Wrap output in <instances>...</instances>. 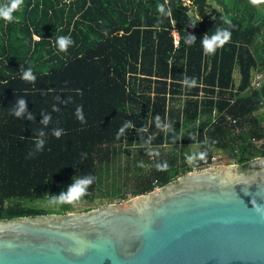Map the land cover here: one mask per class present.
<instances>
[{
    "label": "trees",
    "instance_id": "trees-1",
    "mask_svg": "<svg viewBox=\"0 0 264 264\" xmlns=\"http://www.w3.org/2000/svg\"><path fill=\"white\" fill-rule=\"evenodd\" d=\"M257 1L217 0L215 9L209 0H23L15 19H0V219L74 211L95 199L101 171L121 158L134 196L192 170L187 156L196 151L206 149L205 158L224 152L242 169L264 156V10ZM217 26L231 36L207 53L200 38ZM187 32L196 37L190 45ZM57 35L74 43L60 51ZM29 67L32 81L22 78ZM20 98L25 111L15 116ZM157 114L174 132L156 127ZM125 120L132 126L117 137ZM90 175L80 200L47 203Z\"/></svg>",
    "mask_w": 264,
    "mask_h": 264
},
{
    "label": "water",
    "instance_id": "water-1",
    "mask_svg": "<svg viewBox=\"0 0 264 264\" xmlns=\"http://www.w3.org/2000/svg\"><path fill=\"white\" fill-rule=\"evenodd\" d=\"M0 264H264V156L87 210L0 219Z\"/></svg>",
    "mask_w": 264,
    "mask_h": 264
},
{
    "label": "clouds",
    "instance_id": "clouds-1",
    "mask_svg": "<svg viewBox=\"0 0 264 264\" xmlns=\"http://www.w3.org/2000/svg\"><path fill=\"white\" fill-rule=\"evenodd\" d=\"M23 5V0H0V19H3L4 21H12L15 19L13 13L21 8ZM158 11L163 14L164 16H167L170 14V10L165 8L164 4L158 5ZM225 23H230L227 18H225ZM196 22L190 21L189 25L194 26ZM231 36V32L229 28L222 27V26H217L215 28V31H210L204 35L201 36L200 38V43L203 51L207 53H212L215 51V49L221 45H223L226 41L229 40ZM196 40V37L194 35H191L187 32L186 36L184 37V43L185 44H192ZM74 43L71 35H57L55 39V46L58 50L60 51H66L70 45ZM22 78L32 81L35 79V75L32 71V69L26 68L23 69L22 71ZM184 82L189 84V86L194 83V80L189 79L188 77H185ZM18 108L15 109L14 115L15 116H20L24 111H25V100L23 98H20L18 100ZM76 114L79 119H83L82 115V110L81 107L78 106L76 108ZM49 120V116L46 115L44 117V123H47ZM154 121L156 123L157 128H161L163 130L169 131V132H174V127L173 123L168 121V122H163L160 119L159 114H157L154 117ZM132 126V122L130 120H125L123 124L119 127L117 130V137H119L121 134L124 133L125 129L128 127ZM138 132H144L146 129L143 127L137 129ZM61 130L56 129L54 130V135L59 136ZM43 141H38L37 146L39 147L40 144H42ZM206 149L202 151H196L191 153L190 155L187 156V160L189 162L195 163L198 160H201L205 158L206 156ZM139 165L142 167L143 166V161L138 162ZM157 168H166L167 167V162L163 163H157L156 164ZM94 180V177L92 175L88 176L87 178L83 179H77V181L72 184L69 188L67 193H61L59 196H49L47 203L55 204V205H60L64 203H72L75 201H78L85 195V193L88 191L86 188L87 185L92 183Z\"/></svg>",
    "mask_w": 264,
    "mask_h": 264
},
{
    "label": "rangeland",
    "instance_id": "rangeland-1",
    "mask_svg": "<svg viewBox=\"0 0 264 264\" xmlns=\"http://www.w3.org/2000/svg\"><path fill=\"white\" fill-rule=\"evenodd\" d=\"M210 7L219 9L217 6L219 3L217 0H209ZM258 7L260 11L264 10V0L257 1ZM236 79L239 78L238 72H235ZM261 79V74L259 72H253V83L257 85V82ZM192 148L195 145H191ZM218 154V155H217ZM217 158L220 157L219 163L214 164L213 166L220 164H227L228 157L224 152H215ZM125 160V158H121L116 162H113L109 169H105V171H101L99 186L96 191V197L93 201H80L74 205V211L84 210L88 207H97L101 205L108 204L110 202H118L122 201V196L126 195L128 198L132 197V187L131 185L124 186V173L121 170V167ZM232 163V162H229ZM119 166V167H118ZM124 194V195H123ZM125 200V199H123ZM41 206L45 207L47 203L45 201L40 202Z\"/></svg>",
    "mask_w": 264,
    "mask_h": 264
},
{
    "label": "built area",
    "instance_id": "built-area-1",
    "mask_svg": "<svg viewBox=\"0 0 264 264\" xmlns=\"http://www.w3.org/2000/svg\"><path fill=\"white\" fill-rule=\"evenodd\" d=\"M174 40H175V43L178 44L179 35H178L176 30H174ZM257 84H259V81L257 82ZM219 159H220V157L217 158L216 155H213L211 158L206 157L201 162L197 161L195 163H192V170H198V169H202L204 167H210V166H213L214 164H218Z\"/></svg>",
    "mask_w": 264,
    "mask_h": 264
}]
</instances>
